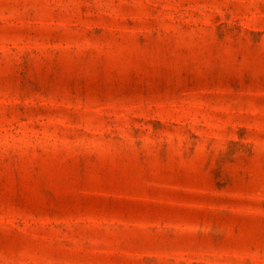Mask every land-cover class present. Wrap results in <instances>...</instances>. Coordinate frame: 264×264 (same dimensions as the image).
<instances>
[{
  "label": "rangeland",
  "instance_id": "374dc122",
  "mask_svg": "<svg viewBox=\"0 0 264 264\" xmlns=\"http://www.w3.org/2000/svg\"><path fill=\"white\" fill-rule=\"evenodd\" d=\"M0 264H264V0H0Z\"/></svg>",
  "mask_w": 264,
  "mask_h": 264
}]
</instances>
